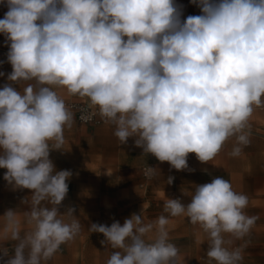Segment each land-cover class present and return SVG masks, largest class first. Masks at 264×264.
I'll list each match as a JSON object with an SVG mask.
<instances>
[{"label":"clouds","instance_id":"obj_1","mask_svg":"<svg viewBox=\"0 0 264 264\" xmlns=\"http://www.w3.org/2000/svg\"><path fill=\"white\" fill-rule=\"evenodd\" d=\"M191 2L202 14L182 20L174 0H0L12 66V83L0 90V168L10 185L32 191L26 215L33 225L21 237L14 211L4 215L18 241L11 256L0 250L5 264H47L80 231L78 219L65 222L58 210L71 172L55 171L49 159L72 122L55 87L88 98L121 144L136 137V147L178 171H191L190 153L212 161L231 137L233 156L249 144L248 121L264 104V0ZM22 82L29 83L21 92L13 85ZM191 187L181 189L190 203L168 198L164 212L207 234L210 260L239 264L242 249L230 246L256 219L244 213L247 196L224 177ZM168 223L165 215L145 223L133 213L123 225L93 223L89 231L119 249L106 264H180Z\"/></svg>","mask_w":264,"mask_h":264},{"label":"rangeland","instance_id":"obj_2","mask_svg":"<svg viewBox=\"0 0 264 264\" xmlns=\"http://www.w3.org/2000/svg\"><path fill=\"white\" fill-rule=\"evenodd\" d=\"M174 3L183 6L182 20L190 15L202 14L191 0H174ZM11 72L12 66L6 57L0 62V73H3L0 75V90L5 84L12 83L7 79ZM27 83L13 86L22 92ZM54 90L65 102L84 99L90 103L88 98L70 95L64 88L55 87ZM256 109L254 106L253 111ZM69 112L72 114L71 127H65L62 148L50 150L49 159L55 171L71 172L67 181V195L58 206L60 218L68 223L78 219L81 227L73 239L60 246L47 264H106L110 254L119 249L105 248L101 244L103 234L90 232V225L96 223L111 226L115 221L123 225L125 219L133 213L141 214L145 223L156 221L160 215L169 219L166 226L168 242L177 247L180 264H216L206 256L207 234L184 216H169L163 207L168 198L179 199L187 205L191 197L184 195L181 189L188 187L192 191L194 188L191 186L210 183L215 177H224L236 192L246 195L248 205L244 213L256 218L249 233L242 239L234 240L230 246L242 249L243 258L239 264H264V163L247 161L252 155L243 151L250 149L249 145L243 146L238 156H233L230 153L236 139L231 137L212 161L200 162L195 153H190L187 163L191 171H178L168 162H160L155 156L136 147V137H130L125 144H121L114 135L115 126L105 119L102 118L97 125L82 124L77 121L73 111ZM246 131L249 137L262 136L260 138L264 140L263 119L251 115ZM146 165L158 168L155 176H143L142 167ZM6 171L0 168V193L14 194L15 198H9L7 202L4 197L2 204L14 205L15 227H18L23 237L33 230L26 215L30 211L32 191L10 185L4 180ZM169 177L174 178L171 184L167 183ZM69 209L73 210L74 217L64 214ZM13 227L5 216L0 220V250H6L9 256L14 254L18 243L11 239ZM149 236H154V233H149ZM8 258L0 252V264H5Z\"/></svg>","mask_w":264,"mask_h":264},{"label":"crops","instance_id":"obj_3","mask_svg":"<svg viewBox=\"0 0 264 264\" xmlns=\"http://www.w3.org/2000/svg\"><path fill=\"white\" fill-rule=\"evenodd\" d=\"M7 10L8 9H7L6 5L0 4V19H2L4 17V14ZM2 51L4 52V54H2ZM8 51H9V46L6 43V37L3 34H0V62L7 57ZM82 100H84V99H82ZM68 101H72V100H68ZM74 101H79V100H74ZM256 108H257L256 111H253L252 115H256L258 117H261L264 121V104H262L261 106L256 107ZM101 121H102V117H101ZM260 137H262V136H258V137L257 136H251V137H249L250 142L248 145H249L250 149L243 151L247 155H252L251 158L250 157L247 158V161L250 163H256V164H259L260 162L264 163V140L261 139ZM4 197H6L7 202H8L9 198H11L13 200V198H15V195L14 194H2V193H0V201H1V203H0V220H2L4 218L5 212L7 213L9 210H12V211L15 210L14 205H9V204L3 205L2 204L4 202V200H3Z\"/></svg>","mask_w":264,"mask_h":264},{"label":"built area","instance_id":"obj_4","mask_svg":"<svg viewBox=\"0 0 264 264\" xmlns=\"http://www.w3.org/2000/svg\"><path fill=\"white\" fill-rule=\"evenodd\" d=\"M2 54H4L3 51ZM65 104L69 110L73 111L78 122L89 125H97L101 122V116L99 115L98 110L90 103L84 100H72L67 101ZM149 166L150 165H146L142 167V174L146 178H149V176L145 175L146 169Z\"/></svg>","mask_w":264,"mask_h":264}]
</instances>
